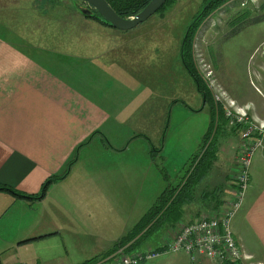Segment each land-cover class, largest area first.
<instances>
[{
	"label": "crops",
	"instance_id": "obj_1",
	"mask_svg": "<svg viewBox=\"0 0 264 264\" xmlns=\"http://www.w3.org/2000/svg\"><path fill=\"white\" fill-rule=\"evenodd\" d=\"M21 2L26 4L21 10L30 11L28 0H0V184L38 195L45 180L62 173L77 147L91 138L78 148L68 174L52 184L42 198L28 201L0 191V253H4L0 264H88L117 248L118 241L129 235L141 218H129V203V212L119 217L121 202L114 194L111 199L104 194L107 184L116 182L113 169L96 166L100 165L96 157L102 153L118 154L107 157L115 159L135 143H126L115 134V129L124 125L118 117L132 116L124 108L118 109L116 85L122 93H130L126 86L131 87L132 82H126L125 71L118 82L107 72L115 71L110 66L124 63L111 56L124 46L48 37L43 28L28 24L30 18L24 12L20 19ZM67 12L68 20L79 23L76 9ZM80 16L87 18L81 19L82 24L90 20L102 25ZM79 28L81 33L89 28L102 32L95 26ZM99 47L104 54L98 53ZM102 69L105 73L98 75ZM101 92L106 99H100ZM236 133L240 143V132ZM238 146L230 155L223 141L218 143L211 169L187 193L189 202L175 216V225L218 212L232 200ZM148 150L145 144L141 151L149 159ZM216 171L219 179L214 183L211 179ZM137 204L143 203L132 207ZM163 230H154V238L149 233L130 242L128 251L157 248ZM232 230L248 258L240 264H264L263 154L253 157L249 186L232 220ZM157 259L145 264H171L168 259ZM175 264L219 263L202 258L192 263L186 254L176 253Z\"/></svg>",
	"mask_w": 264,
	"mask_h": 264
},
{
	"label": "rangeland",
	"instance_id": "obj_2",
	"mask_svg": "<svg viewBox=\"0 0 264 264\" xmlns=\"http://www.w3.org/2000/svg\"><path fill=\"white\" fill-rule=\"evenodd\" d=\"M208 1L171 0L145 22L125 31L90 20L82 24L81 19L87 18L80 16L81 10L92 8L79 0H28L30 11L21 10L26 6L25 2L18 5L20 19L24 12L30 18L28 24L36 29L43 28L53 39H87L85 41L122 43L124 46L111 54L117 62L125 60L124 63L110 66L115 71L107 72L110 79L118 82L122 78L120 73L125 71L126 82H132L131 87L126 86V91L132 90L130 93H122L116 85L118 109L124 108L123 111L132 116L128 118L122 114L118 117L124 125L117 127L115 134L127 140L126 143H135L115 159H107L118 155L112 152L96 157V162H100L97 167L113 169L116 182L107 184L109 187L104 194L110 199L114 194L116 201L121 202L123 211L119 217L124 218L123 214L129 212L128 203L134 206L140 201L143 204L131 206L129 218L141 217L140 221L145 218L166 189L174 192L192 173L196 157L209 142L218 148V143L223 141L230 155L231 150L240 145L236 131L241 134L245 130L238 126L228 131L223 128L221 119L217 122L216 117L213 118L208 99L204 102L181 63L180 50L185 31ZM68 9L77 10L79 23L68 20ZM212 14L213 21L202 22L190 41L194 69L210 94L221 97L225 108L233 102L246 114V123L255 122L260 127L264 123V0H229ZM81 26H95L102 32L89 28L81 33L78 30ZM97 50L99 54L105 52L103 47ZM105 71L102 69L98 75ZM103 94L101 92L100 99H106ZM145 144L149 159L141 151ZM216 177L217 171L211 179L214 183L218 182L219 177ZM168 228L163 230L162 239L173 232ZM148 236L154 238L155 233ZM3 254L0 253L1 259ZM164 259L175 264V254L163 255L157 260Z\"/></svg>",
	"mask_w": 264,
	"mask_h": 264
},
{
	"label": "built area",
	"instance_id": "obj_3",
	"mask_svg": "<svg viewBox=\"0 0 264 264\" xmlns=\"http://www.w3.org/2000/svg\"><path fill=\"white\" fill-rule=\"evenodd\" d=\"M212 15L204 23L212 22ZM212 98L216 105L223 108L227 120L226 129L231 131L241 126L245 130L241 131V142L236 152L237 170L232 178V200L218 212L201 216L189 223H177L171 229L173 232L161 239L155 249L128 251L127 246L117 247L103 259L90 264H145L163 255L176 253L186 254L192 263L199 258L219 264H240L248 259L234 236L232 220L241 208L248 189L253 157L257 152L264 155V123L260 127L255 122L248 124L244 121L246 114L239 111L233 102H230L229 108H225L220 96L213 93Z\"/></svg>",
	"mask_w": 264,
	"mask_h": 264
},
{
	"label": "trees",
	"instance_id": "obj_4",
	"mask_svg": "<svg viewBox=\"0 0 264 264\" xmlns=\"http://www.w3.org/2000/svg\"><path fill=\"white\" fill-rule=\"evenodd\" d=\"M150 1L151 0H106V2L114 10V12L123 19L133 17L139 11H141ZM228 1L229 0H209L206 3L204 8L193 17L191 23L188 25L184 34V38L182 40L180 50L181 63L183 68L186 70L190 78L194 81L196 90L205 100L204 102H206V98L208 99L210 103L211 115H213V118L216 117L217 122L221 119L223 127L225 129L227 121L224 116L222 107L214 103L210 92L200 81V78L194 69L189 50L190 41L200 24L204 22L210 14L220 9ZM169 2H171V0H167L165 5ZM165 5L160 10H162ZM92 12L93 13L91 16H87L88 18H91L104 26H108L101 20L100 16L94 10H92ZM90 138L91 136L82 145H85L90 140ZM206 140L207 139L203 141L204 144ZM80 146L77 147L76 153L74 152V155L72 156L71 160L68 161L66 168L62 173H60L59 175L50 176L45 180L38 195L33 196L23 194L3 184H0V191L9 192L17 198L28 201L38 200L42 198L45 195L47 189L52 184L61 181L68 174L70 167L77 160V150L78 148H80ZM217 151L218 148H215L214 146H212V142H209V144L204 148L203 152L198 157H196L194 162L195 167L192 173L187 178L182 180L181 184L175 188L174 192H172L171 189H166L157 199V202L149 209L145 218H142V220L137 225H135L129 235L118 241V247H129L130 245L128 246V244L130 242L134 241V243H136L140 241L144 236L156 230L158 226H161V228L163 229H165V227L173 228V226H175V216L177 218L178 214L182 211L183 206L187 204V202H189L187 193L197 182L200 181L204 174L211 169Z\"/></svg>",
	"mask_w": 264,
	"mask_h": 264
},
{
	"label": "water",
	"instance_id": "obj_5",
	"mask_svg": "<svg viewBox=\"0 0 264 264\" xmlns=\"http://www.w3.org/2000/svg\"><path fill=\"white\" fill-rule=\"evenodd\" d=\"M94 10L111 28L116 30H130L145 22L149 17L158 12L167 0H151L141 11L131 18H120L109 6L106 0H80ZM92 10H81L83 15H92Z\"/></svg>",
	"mask_w": 264,
	"mask_h": 264
}]
</instances>
